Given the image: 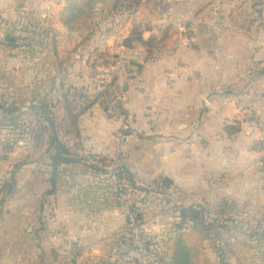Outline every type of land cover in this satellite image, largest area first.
I'll return each instance as SVG.
<instances>
[{
	"label": "rangeland",
	"instance_id": "1",
	"mask_svg": "<svg viewBox=\"0 0 264 264\" xmlns=\"http://www.w3.org/2000/svg\"><path fill=\"white\" fill-rule=\"evenodd\" d=\"M82 1L66 0L64 9L49 5L50 12L43 11L39 4L26 8L23 3L20 9L28 10L26 16L0 20V163L7 164L3 173L8 177L0 181V224L7 215L6 203L16 193L17 173L30 164V159L40 162L36 183L30 179L31 173L25 177L28 170L23 175V185H30L23 192L30 191L35 197L29 195L27 199L33 204L40 203L38 222L29 234L41 236L42 242L37 259L30 264H170L175 236L183 234L192 242L203 240L195 234L199 223L184 208L194 207L198 211L206 206L215 210L228 199V216L242 223L264 214V155L258 158L256 167L240 170L251 175L239 181L238 170H224L221 161L202 164V158H193L185 174V168H178L174 158H165L168 153L165 141L141 145L142 134L146 133L140 135L135 130L138 121L128 110L125 97L127 81L139 77L146 63L173 57L179 50L182 54L178 55V66L189 65L188 57L203 47L195 22L203 21L206 25L205 43L210 36L216 42L231 37L240 39L236 35L238 31L249 36L259 46L256 53L263 59L256 65L254 74H264V0H179L176 10L172 6L174 0H137L133 6L120 4L117 11H113L115 0H102V3L96 0L90 16L75 21L70 28L67 9L71 2ZM185 10L192 19H180L174 25L170 19L172 12L178 15ZM141 37L146 44L139 42ZM9 59L16 60V64L9 66ZM170 74L171 71H166L169 89L174 85ZM75 88L78 92H90L89 100L101 92L109 96L121 94L126 107L120 115L110 114L99 101L104 112L89 113L97 104L88 109L82 123L88 125L91 120L94 123L82 133L83 114L78 121L80 134L76 135L71 132V122L62 104L64 92L70 96ZM78 106V110L87 107ZM204 106L211 108L207 101ZM12 110L15 119L9 115ZM48 116L55 121L60 141L73 154L84 158L60 165L58 192L49 197L45 194L51 189L50 158L55 148L49 141L47 127L51 131L52 127L46 121ZM249 118L250 123L261 126L256 118ZM237 123L230 126L236 127ZM201 125L199 113L195 112L189 137L199 134ZM100 134H107L106 139L98 137ZM8 147L13 152H7ZM218 147L212 149L221 154L222 148ZM254 147L256 151L264 149V142H257L251 149ZM10 158L26 159L10 164ZM91 158H110L112 167L105 169ZM234 158H239V152ZM119 165L127 166L137 186L148 191L122 188L113 177ZM95 166L100 168L96 167L97 172ZM99 170H107L109 174ZM164 179L171 181L169 188ZM229 182L233 188L226 192ZM11 186L15 189L8 194ZM18 217L23 219L24 215L19 212ZM15 222L16 219L2 227L9 238L16 237ZM23 225L18 230L27 236L26 223ZM97 236L103 242L99 251L94 252L89 246L96 245ZM213 239L209 236L202 242L204 250L199 264H220ZM46 240L54 250L48 255L45 251L51 247H44L49 246ZM73 240L79 243L74 246ZM228 264H235L234 259L230 258Z\"/></svg>",
	"mask_w": 264,
	"mask_h": 264
},
{
	"label": "crops",
	"instance_id": "2",
	"mask_svg": "<svg viewBox=\"0 0 264 264\" xmlns=\"http://www.w3.org/2000/svg\"><path fill=\"white\" fill-rule=\"evenodd\" d=\"M59 1L0 0V20L8 21L26 16L28 10L20 9L23 3L26 8L33 7L34 3L39 4L40 8L47 12H50L49 5L60 6L64 9L66 0H63L60 5ZM178 2L179 0H174L172 5L174 10L178 9ZM173 14L172 12L170 19L174 25H178L181 22L180 19H192L191 14H187L186 10L184 14L180 12L178 15ZM193 25L198 31L200 44L203 47L196 54L188 57L186 61L189 65L184 62V66H178L180 62L178 55L182 54L178 50V55L163 58L156 63H146L139 77L127 81L129 85L127 95H125L126 104L128 110L134 113L135 120L138 121L135 130L140 135L142 132L146 133L145 136L142 134L141 145L146 146L150 143L158 145L165 141L168 145L165 158H174L179 163L178 168L182 166L185 168V174L189 172L188 168L193 163V158H202L203 162L200 161L202 164L221 161L223 162L221 167L224 170L229 168L238 170L240 176L238 181L240 178L247 179L251 174L240 172V170L251 166L256 167L258 158L264 155V149L258 151L255 147L254 150L251 149V146H255L257 142H264V74L260 73L257 76L254 74L256 65L263 60L256 53L259 46L241 31L236 34L240 35V39L231 37L229 40L221 39L216 42L215 37L210 36L209 42L205 43L206 25L203 21L195 22ZM229 33L233 31L230 30ZM223 40L226 42L219 43ZM8 64L9 66L16 64V60L9 59ZM168 70L171 71L169 76L174 81L171 89L166 87V71ZM46 73L49 75L48 70ZM204 101H207L211 108L206 109L208 106H204ZM57 102L58 100L56 104ZM95 111L104 112L99 104L94 106L89 113H97ZM195 112L199 113L202 125L198 130L199 134L189 137ZM89 113L80 120L82 133H86L88 125L94 123L92 120L88 125L82 123V119ZM249 117L256 118L257 122H261V126L256 125V122L250 123ZM234 122H239L242 130L230 137L224 128ZM106 135L100 134L98 137L106 139ZM218 145L222 148L221 154L216 149H212L213 147L219 148ZM238 152L239 158H234ZM217 158L222 159L217 160ZM25 159L10 158L8 162L16 164ZM237 161L240 162L239 165L236 164ZM29 163L17 173L16 193L5 206L7 215L3 216L0 224V264H30L37 259L38 248L40 250L41 236L38 237L36 233L29 234L34 224L38 222L40 203L33 204L30 198L27 199L34 193L23 192L25 187L30 186H24L23 179L31 173L29 177L36 183V170L41 163H36L33 159H30ZM6 165L4 162L0 163V181L8 179L3 173ZM27 170L28 173L24 177ZM232 188L233 184L229 182L226 192ZM231 193L236 194V192ZM83 210L88 212L86 208ZM19 212L24 215L23 219H19ZM88 214L93 215L92 211ZM14 219H16L15 225L17 224L13 229L16 237L9 238L2 227L5 224L9 225ZM24 222L28 232L27 236L23 235V237L20 231L24 228ZM75 235L78 236L79 233L75 232ZM96 239V245L89 246V249L94 252L99 251V244L103 242V239L99 240L98 236ZM77 243L79 242L72 241L74 246ZM48 245L44 247L50 248L51 244L48 243ZM52 249V247L47 249L45 253L47 255L53 253ZM73 251L78 252L79 250Z\"/></svg>",
	"mask_w": 264,
	"mask_h": 264
},
{
	"label": "trees",
	"instance_id": "3",
	"mask_svg": "<svg viewBox=\"0 0 264 264\" xmlns=\"http://www.w3.org/2000/svg\"><path fill=\"white\" fill-rule=\"evenodd\" d=\"M100 1L101 2L98 3H102V0ZM103 2H108V0H103ZM124 2L129 3L130 6L137 5L138 3L137 0H115L113 11H117L118 8H121L120 4ZM95 4L96 0L71 2L66 12L68 27L72 28L74 27L75 21L89 17ZM139 42L146 44L147 41L141 37ZM74 91L75 93L72 95L70 94V96L67 92H64L62 104L68 116V120L71 122V132L78 135L80 134L78 125L80 117L85 114L88 109H91L94 105L99 103V95H94L92 96V100H89L90 92H78L76 88ZM77 103L81 105L86 104L87 107L78 110L79 106ZM9 115L11 119H15V112L13 110ZM50 119L52 123L55 124L54 119L51 117ZM46 121L49 122L50 120L46 118ZM47 130L50 144L55 148V153L52 154L50 158L52 168L50 178L51 189L45 194V196L49 197L55 196L58 192V184L61 181L58 170L60 165L77 163L84 160V158H80L73 154L71 149L60 141L58 135H53L49 127H47ZM225 132L228 135L240 133V123H238L236 127L230 125L226 126ZM7 149V152L10 153L13 150L12 147H8ZM91 159L103 165L105 169L112 167L110 158ZM96 167L98 168V166H95L94 170L97 172L100 168L97 169ZM99 171L104 174H109L107 170ZM114 171L115 174L113 177L122 185V188L135 189L142 192L148 191L147 189L137 186L136 179L127 166H116ZM169 181L168 179L163 180V183L166 182V184H168L166 188H169L171 184V181ZM14 189L13 186L8 188V194H11ZM227 201L228 199H225L215 210H210L209 207L201 206L198 211H196L194 207L184 208L183 211L186 212V214L193 215V219L199 223L200 227H198V231L195 232V234L201 236V239H203L202 242L209 236L214 237V249L220 260V264H228L230 258L234 259L235 264H264V214L255 216L250 221L242 223V221L237 220V218L228 216L227 210L230 209V205ZM233 205H236V203L234 202ZM202 242L199 240L192 242L183 234L175 236L170 264H199L204 250L203 246H201Z\"/></svg>",
	"mask_w": 264,
	"mask_h": 264
},
{
	"label": "built area",
	"instance_id": "4",
	"mask_svg": "<svg viewBox=\"0 0 264 264\" xmlns=\"http://www.w3.org/2000/svg\"><path fill=\"white\" fill-rule=\"evenodd\" d=\"M99 101L105 105L110 114L120 115L126 107V105L123 104L121 94L117 93H113L112 96H109L107 93L101 92L99 94Z\"/></svg>",
	"mask_w": 264,
	"mask_h": 264
},
{
	"label": "water",
	"instance_id": "5",
	"mask_svg": "<svg viewBox=\"0 0 264 264\" xmlns=\"http://www.w3.org/2000/svg\"><path fill=\"white\" fill-rule=\"evenodd\" d=\"M48 119L50 120V124H51V127H52V131L54 133V136H56V130H55L54 124L52 123L50 117H48Z\"/></svg>",
	"mask_w": 264,
	"mask_h": 264
}]
</instances>
